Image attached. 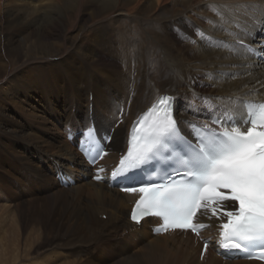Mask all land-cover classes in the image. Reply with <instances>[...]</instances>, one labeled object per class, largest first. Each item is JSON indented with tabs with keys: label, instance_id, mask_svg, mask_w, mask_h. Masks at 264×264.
<instances>
[{
	"label": "bare ground",
	"instance_id": "obj_1",
	"mask_svg": "<svg viewBox=\"0 0 264 264\" xmlns=\"http://www.w3.org/2000/svg\"><path fill=\"white\" fill-rule=\"evenodd\" d=\"M250 12L264 18V0H0V194L10 201L0 209V260L264 264L220 257L215 218L201 238L154 235L152 219L134 225L137 195L94 181L77 152L95 128L111 139L103 164H115L133 120L162 94L176 98L180 122L198 124L211 119L200 95L237 119L245 101L264 102V65L242 46L262 41L248 36ZM207 36L232 44L197 42ZM50 156L59 172L72 175L78 163L90 177L59 187L38 166ZM28 180L55 189L34 194ZM201 240L209 242L204 263Z\"/></svg>",
	"mask_w": 264,
	"mask_h": 264
},
{
	"label": "snow or ice",
	"instance_id": "obj_2",
	"mask_svg": "<svg viewBox=\"0 0 264 264\" xmlns=\"http://www.w3.org/2000/svg\"><path fill=\"white\" fill-rule=\"evenodd\" d=\"M242 46L253 55L264 53V45ZM175 102V97L161 96L142 114L111 172L122 191L139 197L131 221L155 217L162 221L156 231L199 236L206 225L196 220L206 215L219 221L218 244L226 258L264 260V104L247 105L237 119L204 99L211 119L197 124L178 121ZM188 108L194 115L200 110L191 102ZM103 171L93 178L104 179Z\"/></svg>",
	"mask_w": 264,
	"mask_h": 264
},
{
	"label": "rangeland",
	"instance_id": "obj_3",
	"mask_svg": "<svg viewBox=\"0 0 264 264\" xmlns=\"http://www.w3.org/2000/svg\"><path fill=\"white\" fill-rule=\"evenodd\" d=\"M249 16H250V29L248 31V36L249 37L251 36L253 38L255 37L256 39H259V36L262 34V27L264 28V18H260V19L256 20L255 19L256 16L253 13H251V12H250ZM191 19H193V18H191ZM192 21H193L192 23H195L194 20H192ZM181 34H183V32H181ZM197 42H201L202 44H204V45H206L208 47H211L213 49H224L226 46H229V45L232 44V42L228 40V41H224V44L218 45L216 42H220V41L219 40L218 41H214L212 36L202 37V38L198 39ZM208 78H209V74H208ZM175 96H176V94H175ZM198 98H201L200 102L202 103V105H200V107H204L205 106L204 105V99H206V97L203 96V95H200V96H198ZM202 98H204V99H202ZM191 103L192 104H198V101L197 100H191ZM65 133H66V130H64V137L66 136ZM66 137L68 139V129H67V136ZM68 141H69V139H68ZM77 152H78V150H77ZM52 157L50 156L48 162H41V163H39L38 166L41 169H45L47 174L49 175V177H51V175H52V177H54L53 180H55L57 185L59 187H61L59 181L57 180V174H58L57 172H59V170H57V168H56V166L54 164V161L52 160ZM61 158L63 160V163H66L68 161L65 157H61ZM80 168H81L80 164L73 163L72 164V168L70 170L72 172V175L67 174L65 170H61L62 171L61 173H66L67 175L74 177L76 180L86 181V179L89 178L90 176L87 175L85 177V174H84V172L82 170L78 171V169H80ZM26 185H28L32 189V192L34 194H36L37 189L41 190V188H44L45 186H49L51 190L55 189L54 186H52L51 184H48L46 182H43V181L42 182H34L32 180H28L26 182ZM21 192H25L24 196L27 199H29V198H31L33 196L32 192L28 191L27 189H26V191H24V189H22ZM9 204H10V201H9L8 197L6 195L0 194V209H4L5 207L9 206ZM0 219H2V217ZM8 221L10 222V220H7V222ZM133 250H135V249H132L131 251H133ZM131 251H130V253H131ZM10 261L11 262L9 263V260H0V264H8V263L9 264H19V263L20 264H24V263L27 262V260H25V261H23V260H14V261H12V260H10ZM202 263H204V262L202 261Z\"/></svg>",
	"mask_w": 264,
	"mask_h": 264
}]
</instances>
